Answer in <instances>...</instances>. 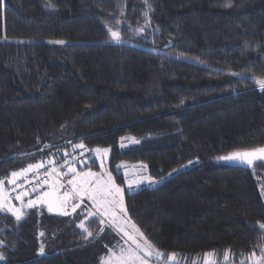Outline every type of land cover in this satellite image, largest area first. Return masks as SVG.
Returning a JSON list of instances; mask_svg holds the SVG:
<instances>
[{"label": "trees", "instance_id": "trees-1", "mask_svg": "<svg viewBox=\"0 0 264 264\" xmlns=\"http://www.w3.org/2000/svg\"><path fill=\"white\" fill-rule=\"evenodd\" d=\"M256 78L264 0H0V179L79 144L111 150L114 174L144 164L162 180L197 162L126 193L128 216L162 252H231L240 264L264 246V163L217 157L264 147ZM121 138L139 143L122 149ZM27 213H0L4 264H98L105 253L98 221L85 239L68 218Z\"/></svg>", "mask_w": 264, "mask_h": 264}, {"label": "snow or ice", "instance_id": "snow-or-ice-1", "mask_svg": "<svg viewBox=\"0 0 264 264\" xmlns=\"http://www.w3.org/2000/svg\"><path fill=\"white\" fill-rule=\"evenodd\" d=\"M145 2L147 3V0ZM48 6L50 5H46V7ZM109 31L111 32L112 38L116 42H120V33L111 29ZM55 43L64 44L65 42L61 40ZM256 83L260 86L261 90H264V78H256ZM121 140L123 141L124 138H121ZM132 142L139 143L134 138H132ZM121 146H124L123 143ZM75 147L83 148L84 145L79 144L75 145ZM109 151V149H104L102 152L100 149L96 150L97 155L102 157L107 156ZM64 155L67 156L68 154L64 153ZM217 159L235 161L252 167L254 161L264 163V147L234 151L226 156L217 157ZM64 163L68 165V161ZM189 163L191 164L192 161ZM47 165H51L52 167L48 168L43 174L40 172V169L46 168L43 161L30 163L26 167L10 173L7 178L8 184L23 188V184H17V181L21 178L29 184L27 189L18 192L14 197L15 200L21 202L20 207H15L9 203V192L5 189V180L0 179V211L11 212L17 222L27 217L28 213L24 209H39L41 206H46L48 212L55 211L60 215L67 216L70 215L69 209L71 213L76 212L86 197L91 202L92 207L91 209H86L87 215L84 216L78 225L86 232L85 239L93 236V232L88 230L84 223V220H87L89 217H98L100 224H104L105 218H107L109 226L118 230L119 233H122L123 238H125L126 247L118 245V253L110 250L109 255L103 258V264H152V258H155L159 264H179L175 253H165L158 250L128 216L124 200V188L116 183L112 172L104 167L103 161L100 165V172H93L91 169L77 171L74 165H68L67 172H60L56 167L54 159H49ZM143 167L146 168V166ZM173 171L178 170L173 169ZM29 173L32 174V179L38 181L34 185L28 179ZM171 174L169 173V175ZM65 176L68 177L66 180L68 188L61 192V189H65V183L62 182ZM145 179L152 184L161 182L153 181L150 177L129 178L127 179L129 192L134 191L133 185L138 187ZM45 185H47V190H43ZM12 191H15V188ZM32 193H35L34 199L31 198ZM262 194H264V188H262ZM25 197H28L26 203ZM258 226L261 230H264V223ZM99 231L103 232L104 229L101 228ZM40 235L43 236L44 233L41 232ZM2 243L0 241V244ZM39 251L41 254L44 253L43 244H41ZM209 255L214 254H206L203 258L204 264H213V261L208 259ZM3 259L4 256L0 253V260ZM227 259L228 254L226 253L225 260ZM249 259H251L252 264H264V248L261 249L259 257L255 253H252Z\"/></svg>", "mask_w": 264, "mask_h": 264}, {"label": "rangeland", "instance_id": "rangeland-1", "mask_svg": "<svg viewBox=\"0 0 264 264\" xmlns=\"http://www.w3.org/2000/svg\"><path fill=\"white\" fill-rule=\"evenodd\" d=\"M122 143L124 145L123 147L121 146ZM136 144L137 143H133L132 142V139H124L123 141H121L119 147H121L122 149L123 148H130V147L135 146ZM71 149L72 150H70V151L63 152V157L65 156L64 153H67L68 157L74 158L75 157L74 154L76 152L78 153L79 151L81 152V150L83 148H76L75 145H74V146L71 147ZM96 150H92L91 152H89L87 150L85 155H86V157H89V161L86 162V163H84V162L80 163L79 162L80 159L77 158L78 155H76L77 159L74 160L73 163H74V166L77 168V171H87V170L91 169V171H93V172H100V170H101L100 165H101L102 161H103L104 167L108 171H111V170H109V162H110L111 150L108 152L107 156H104V157L97 155ZM100 150L102 152L104 149L103 150L100 149ZM91 161L94 162L93 165H90ZM255 162H257V161H254V163ZM221 163L231 164V165H240V166L248 167V166H246L244 164H241V163L235 162V161H224V160H221ZM45 165L47 166V162H45ZM86 165H88V166H86ZM196 165H197V162H193L191 164L189 163L186 166L182 167L178 171L173 172L171 175H169L168 177H165L162 180H156V179L151 178L149 176L147 167L146 168L143 167V166H145L144 164L121 163V164L118 165L120 167H118V166L116 167V169H115L116 173L115 174L121 176L122 179H123V183L124 184L122 186L121 185L120 186L124 188V200H125V194L126 193L133 194V193H136V192H138V191H140L142 189H156V188L162 186L166 181L172 179L179 172L187 171V170L191 169L192 167H194ZM58 170L60 172H67V169H65V168H58ZM115 174L112 172V175L114 176V178L116 180V183L118 184L117 179L115 177ZM142 177H150L153 181H161V182L152 184V183H149L147 179H145L144 182L141 183L138 187L136 185H133L134 191L133 192H129L128 186H127V179H129V178H142ZM67 179H68L67 176L63 177V181L62 182L65 183V189H61V192H63L64 190H66L68 188V185L66 184V180ZM12 186L13 185L8 184L7 181L5 180V189L9 192V203L11 205H14L15 207H20L21 206V202L14 199V197L17 195V192L16 191H12V190L10 192V190H9V187H12ZM43 190H47V185H45ZM32 198L34 199L35 196L32 197ZM27 199L28 198L25 197V203L27 202ZM91 207H92L91 202L85 197L84 198V202L81 204V207L77 208L76 212H74V213H71V210L69 209L70 215H67V216L60 215L59 213H57L55 211L54 212H48L46 206H41L39 209H37V208L24 209V211L26 213L29 210L44 211V212H46L49 215L68 218L69 219V221H68L69 224L75 223L76 227L79 230H83L78 225L80 224V222L84 218V216L87 215L86 209H91ZM0 213H8V214L14 216L11 212H8V211H0ZM98 219H99L98 217H89L87 220H84L85 227H86L87 223H89L91 221H94V220L98 221ZM93 227L96 228V230L94 231L95 233H99L100 232L99 230L101 228H103L104 231L100 232V233L103 234V235L107 234V236L105 235L107 240L103 243V245L105 247V253L102 255V257L99 258L98 264H103V258L106 257L107 255H109V251L110 250L116 251L118 253L119 252L118 245L126 247L125 238H123L122 233H119L118 230H116L113 227H110L109 224H108L107 218H105V223L104 224H100V223L94 224ZM103 235H101V236H103ZM96 236H97V234H93V237H96ZM54 238H56V237H54ZM42 244L44 245V253L41 254L40 251H39V257H44L46 255L45 246H47V244H44V243H42ZM2 248H3V244H0V253H2ZM263 248H264V246H263ZM226 253L228 254V259L227 260H225V254ZM177 258L179 260V264H204V259L203 258L202 259H199V258H188V257L184 258V257H179V256H177ZM233 258H234V256L231 254V252H225L224 254L221 253V254H214V255H209L208 256V259L212 260L213 264H227V263L228 264H234V263H237V262H235L236 259L235 258L233 259ZM250 261H251V259H248V258L245 259L244 258V259H242L240 264H242V262L243 263L244 262L248 263ZM4 263H6L5 258L3 260H0V264H4ZM152 264H159V262H157L155 260V258H152Z\"/></svg>", "mask_w": 264, "mask_h": 264}, {"label": "built area", "instance_id": "built-area-1", "mask_svg": "<svg viewBox=\"0 0 264 264\" xmlns=\"http://www.w3.org/2000/svg\"><path fill=\"white\" fill-rule=\"evenodd\" d=\"M86 152H87V149L83 147V149L81 150V152L79 151L78 153L76 152L74 154L75 155L74 158H71V157H68V156H64L63 159H60L61 161L55 160L56 167L57 168H65V169H67L68 165H74L73 162L77 158L80 159L79 160L80 163H83V162L86 163V162L89 161V157H86V155H85ZM76 155H78L77 158H76ZM65 161H68V165H65V163H64ZM61 165H63V167H61ZM51 167H52L51 165H47L46 168L40 169V172L43 174V173L46 172V170L48 168H51ZM28 179L32 182L33 185L38 182L37 180L32 179V174L31 173H29ZM17 184H23V188L16 187L15 185H13L12 187H9L10 188V192H11V190L13 188H15V191L18 193V192H20V191H22L24 189H27L29 187V184L27 182H25L23 180V178L19 179L17 181Z\"/></svg>", "mask_w": 264, "mask_h": 264}, {"label": "crops", "instance_id": "crops-1", "mask_svg": "<svg viewBox=\"0 0 264 264\" xmlns=\"http://www.w3.org/2000/svg\"><path fill=\"white\" fill-rule=\"evenodd\" d=\"M255 163H258V161H257V162H255ZM255 163H254V164H255ZM254 164H253V165H254ZM230 165H231V164H230ZM27 198H28V197H27ZM259 255H260V254H259ZM259 255L257 254L256 256H257V257H259ZM227 264H228V263H227ZM246 264H252V262H251V261H250V262H248V263L246 262Z\"/></svg>", "mask_w": 264, "mask_h": 264}]
</instances>
